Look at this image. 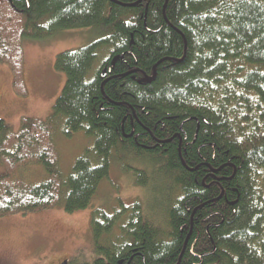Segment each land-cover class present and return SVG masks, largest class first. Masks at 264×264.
Returning <instances> with one entry per match:
<instances>
[{"label":"trees","instance_id":"trees-1","mask_svg":"<svg viewBox=\"0 0 264 264\" xmlns=\"http://www.w3.org/2000/svg\"><path fill=\"white\" fill-rule=\"evenodd\" d=\"M79 28L99 37L56 57L65 82L51 116L16 132L0 119V217L86 209L110 156L128 155L156 167L159 219L137 200L95 208L96 257L83 264H264V0H0V62L18 84L21 41ZM59 119L92 139L65 181ZM30 165L46 178L16 176Z\"/></svg>","mask_w":264,"mask_h":264},{"label":"rangeland","instance_id":"rangeland-1","mask_svg":"<svg viewBox=\"0 0 264 264\" xmlns=\"http://www.w3.org/2000/svg\"><path fill=\"white\" fill-rule=\"evenodd\" d=\"M98 37L97 31L91 28H79L58 30L40 40L21 41V89L9 65L0 62V119L12 132L19 129L23 118L45 120L51 116L53 104L65 82L64 73L55 67L56 57L65 50L87 46ZM10 38L15 41L11 34ZM102 49L98 53V64L107 58ZM52 143L57 170L61 180L65 181L75 158L91 146L92 139L82 132L65 135L63 121L59 119L52 132ZM121 159L118 161L110 156L108 176L100 181L91 205L86 209L68 213L63 205H58L39 212L0 217V262L53 264L63 257L70 258L73 264L92 261L96 257L91 230L95 208L108 214L118 210L121 203L128 206L137 200L144 212L159 219L164 194L154 163L147 159L135 160L128 155ZM133 168H144L146 174L137 180ZM8 173L6 164L0 159V174ZM46 175L41 165H30L16 173L29 184L40 183ZM143 181L145 185H141ZM64 193L65 188L61 197Z\"/></svg>","mask_w":264,"mask_h":264},{"label":"flooded vegetation","instance_id":"flooded-vegetation-1","mask_svg":"<svg viewBox=\"0 0 264 264\" xmlns=\"http://www.w3.org/2000/svg\"><path fill=\"white\" fill-rule=\"evenodd\" d=\"M105 69V68H104ZM103 69V70H104ZM102 76L105 77V73H102ZM66 261V264H73V261L70 259V258H66V257H63L62 259H59L57 260L55 263L53 264H61L62 262ZM90 262V261H89ZM0 264H9V263H6V262H0Z\"/></svg>","mask_w":264,"mask_h":264},{"label":"water","instance_id":"water-1","mask_svg":"<svg viewBox=\"0 0 264 264\" xmlns=\"http://www.w3.org/2000/svg\"><path fill=\"white\" fill-rule=\"evenodd\" d=\"M118 58H122V55L114 56L113 59H112V62L114 63ZM103 73H105V69L103 70ZM61 264H66V261L62 262Z\"/></svg>","mask_w":264,"mask_h":264},{"label":"bare ground","instance_id":"bare-ground-1","mask_svg":"<svg viewBox=\"0 0 264 264\" xmlns=\"http://www.w3.org/2000/svg\"><path fill=\"white\" fill-rule=\"evenodd\" d=\"M144 171V170H143ZM146 174V173H145Z\"/></svg>","mask_w":264,"mask_h":264}]
</instances>
